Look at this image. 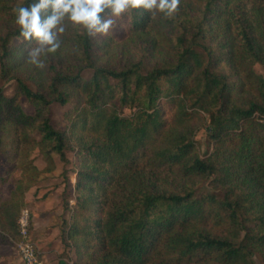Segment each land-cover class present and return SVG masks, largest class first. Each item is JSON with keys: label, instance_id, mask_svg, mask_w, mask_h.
Masks as SVG:
<instances>
[{"label": "trees", "instance_id": "1", "mask_svg": "<svg viewBox=\"0 0 264 264\" xmlns=\"http://www.w3.org/2000/svg\"><path fill=\"white\" fill-rule=\"evenodd\" d=\"M196 1L197 10L181 0L172 20L143 10L124 14L107 36L94 38L65 21L61 48L47 56L46 69L27 72L23 67L36 44L19 37L14 9L38 0H0V152L10 138L14 150L32 145L49 161L57 155L66 162L69 151L75 158L74 189L63 198L70 218L60 226L66 251L57 264L264 260V77L254 71L264 66V0H250L249 11L245 0ZM153 28L168 31L172 58L151 67L142 61L99 65L112 31L125 41ZM11 82L15 91L8 96ZM72 100L75 109L55 121L51 105ZM200 113L207 116L213 144L203 157L189 125ZM78 130L86 142L76 137ZM145 158L152 168L204 180L212 191L197 195L189 184L158 191L136 177ZM5 182L0 175V188ZM11 194L0 189V230L7 243L19 235L20 205H10ZM71 248L73 261L65 259Z\"/></svg>", "mask_w": 264, "mask_h": 264}, {"label": "rangeland", "instance_id": "2", "mask_svg": "<svg viewBox=\"0 0 264 264\" xmlns=\"http://www.w3.org/2000/svg\"><path fill=\"white\" fill-rule=\"evenodd\" d=\"M182 1L190 3L193 9L197 10L200 8L196 0ZM249 1L250 0H245L247 11H249L251 7ZM1 23L2 20L0 19V25ZM111 33H113V42L100 49L99 65L120 68L142 61L145 67H151L155 63L161 62L162 59H170L173 57L171 43L168 41L170 36L166 29L159 30L153 28L140 38H129L125 41L123 39H118V32L112 31ZM25 69L27 72L35 70L39 72L45 70L46 67L39 69L34 65L28 64L26 67H23L24 71ZM254 71L264 77V66L255 65ZM19 73L21 72L18 71V74ZM82 74L85 78H88L91 75V71L84 70ZM15 86V82L9 83L5 93L11 96L15 91ZM19 104L26 113H33V109L23 98H19ZM75 104V100H72L70 104L63 107L58 104H52V118L55 121L63 120L64 114L68 111H73L78 103ZM128 113V111H125V114ZM189 125L194 128L193 140L197 153L201 157L208 155L213 149V144L207 136L209 126L207 116L200 113L199 116H195L191 120ZM75 135L76 137H82L83 142L88 140L79 130ZM9 143L10 138L5 140L3 148L5 152H0V175H5L6 178V182L1 185L0 189L5 194L8 192L12 193L10 205H20L17 215V224L21 212L23 210L28 211V232L33 241L31 231L34 226L51 225L53 222L61 226L63 219L70 218V213L63 209V198H65L64 195L67 189H74L76 182L74 170L75 158L73 152L69 151L65 154L66 162L61 160L57 155H52V159L49 161L37 147L23 145L14 150ZM73 143L75 142L73 141ZM135 174L136 177H139V181L143 183H152L158 191L175 192L188 184L193 185V189L196 191L197 195L212 191L208 182L204 180H189L180 175L175 169L152 168L147 163L146 158L139 162ZM120 182L123 184L125 181L120 180ZM108 188L114 191L117 190L114 185H109ZM70 205L71 203L69 206ZM209 225H213V222H210ZM212 232L219 233V230L214 227ZM4 238L7 239L0 230V239L4 240ZM12 240L15 239L13 238ZM12 240L9 238L10 243H7L8 240L5 242L10 246H14V243L11 242ZM61 244L63 251L58 256L57 260L66 251L64 242L61 241ZM65 259L70 261L76 259L73 248H71L69 254H66ZM261 260L262 259H260V263L258 264H264V260Z\"/></svg>", "mask_w": 264, "mask_h": 264}, {"label": "clouds", "instance_id": "3", "mask_svg": "<svg viewBox=\"0 0 264 264\" xmlns=\"http://www.w3.org/2000/svg\"><path fill=\"white\" fill-rule=\"evenodd\" d=\"M181 0H38L30 7L14 9L19 37L35 43L27 62L43 69L49 54L61 48L59 36L65 32V21L88 37L107 36L124 14L143 10L151 16L161 14L165 20L177 17ZM50 15H43L48 13ZM107 13L105 17L102 14ZM43 15V18H42Z\"/></svg>", "mask_w": 264, "mask_h": 264}, {"label": "crops", "instance_id": "4", "mask_svg": "<svg viewBox=\"0 0 264 264\" xmlns=\"http://www.w3.org/2000/svg\"><path fill=\"white\" fill-rule=\"evenodd\" d=\"M41 226H34L31 237L40 251L44 253L45 264H57V258L63 251L60 226L55 222ZM0 264H22L15 246H10L3 239H0Z\"/></svg>", "mask_w": 264, "mask_h": 264}, {"label": "built area", "instance_id": "5", "mask_svg": "<svg viewBox=\"0 0 264 264\" xmlns=\"http://www.w3.org/2000/svg\"><path fill=\"white\" fill-rule=\"evenodd\" d=\"M19 235L14 243L22 264H45L44 253L31 240L28 232V211L23 210L18 220Z\"/></svg>", "mask_w": 264, "mask_h": 264}]
</instances>
